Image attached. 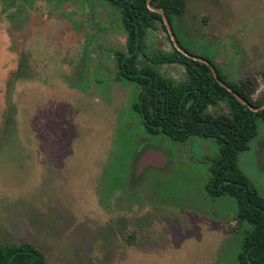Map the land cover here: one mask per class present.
I'll return each mask as SVG.
<instances>
[{
    "label": "rangeland",
    "instance_id": "obj_1",
    "mask_svg": "<svg viewBox=\"0 0 264 264\" xmlns=\"http://www.w3.org/2000/svg\"><path fill=\"white\" fill-rule=\"evenodd\" d=\"M185 2L181 45L264 99V0ZM126 40L103 0H0V243H31L44 264H240L236 200L205 190L215 142L146 131L135 84L118 77ZM145 44L150 56L175 47L161 24ZM151 149L165 165L138 172ZM238 166L264 196L263 120Z\"/></svg>",
    "mask_w": 264,
    "mask_h": 264
},
{
    "label": "trees",
    "instance_id": "obj_2",
    "mask_svg": "<svg viewBox=\"0 0 264 264\" xmlns=\"http://www.w3.org/2000/svg\"><path fill=\"white\" fill-rule=\"evenodd\" d=\"M118 9L122 28L127 33L126 51H115L118 77L135 84L133 110L139 115L145 129L152 135L161 134L178 142L198 137L211 139L217 146L216 154L203 158L208 165L206 192L212 197L229 195L236 200L235 219L245 225L240 250V264H264V196L238 166V155L249 148L257 133V121H264V107L252 110L240 102L223 86L257 107L264 99H252L255 88L248 80L229 81L216 66L213 57H201L208 63L194 59L173 47L150 56L145 37L157 24L165 31V15L173 29V15L185 12V0H103ZM148 1L154 8H149ZM175 34V31L173 29ZM176 36V35H175ZM179 45L191 54L179 41ZM143 56L145 64H139ZM200 57V56H199ZM162 64H179L185 70V79L174 82L160 73ZM224 103L226 110L217 107ZM44 254L28 242L0 243V264H44Z\"/></svg>",
    "mask_w": 264,
    "mask_h": 264
},
{
    "label": "water",
    "instance_id": "obj_3",
    "mask_svg": "<svg viewBox=\"0 0 264 264\" xmlns=\"http://www.w3.org/2000/svg\"><path fill=\"white\" fill-rule=\"evenodd\" d=\"M148 5H149V8H151L152 10L161 12L160 9L152 7L151 4H150V1H148ZM163 20H164V23H165V25L167 27L168 33H169V35H170V37L172 39V42H173L174 46L179 51L183 52L186 55L192 56L194 59H198V60H201V61H204V62L208 63V61L206 59L201 58V57L196 56V55H193V54H188L186 51H184V49L179 45V43L177 41V38H176V36H175V34L173 32V29H172L171 25L169 24V22L167 21L165 15H163ZM211 68H212V71H213L215 77L217 78V80L223 86H225L229 91H231L240 102H242L244 104H247L249 106V108L254 110V111L259 110V109L264 107V103L262 105H260V106H257V107L251 106L248 103V101H246L243 97H241L236 92L232 91V89L230 87H228L225 83H223L218 78L217 73H216V71H215L213 66H211ZM165 163H166V155L162 151L155 150V149L147 150L145 153H143V155L140 158V162L138 163L137 171L140 172L143 168H145L148 165H155V166H158V167H163L165 165Z\"/></svg>",
    "mask_w": 264,
    "mask_h": 264
}]
</instances>
